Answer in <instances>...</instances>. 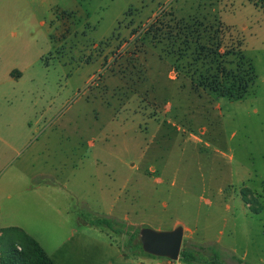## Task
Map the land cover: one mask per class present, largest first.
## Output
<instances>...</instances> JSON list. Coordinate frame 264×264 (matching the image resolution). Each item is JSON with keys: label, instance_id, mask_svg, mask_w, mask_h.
<instances>
[{"label": "rangeland", "instance_id": "rangeland-1", "mask_svg": "<svg viewBox=\"0 0 264 264\" xmlns=\"http://www.w3.org/2000/svg\"><path fill=\"white\" fill-rule=\"evenodd\" d=\"M250 67L243 99L209 90ZM97 218L264 264V0H0V228L155 263Z\"/></svg>", "mask_w": 264, "mask_h": 264}, {"label": "trees", "instance_id": "trees-1", "mask_svg": "<svg viewBox=\"0 0 264 264\" xmlns=\"http://www.w3.org/2000/svg\"><path fill=\"white\" fill-rule=\"evenodd\" d=\"M241 46L242 41H238L232 52L239 51ZM201 48L203 47L201 46ZM241 58L244 57L241 56ZM225 75L226 77L223 78L226 82L211 77L207 86L211 92H215L221 97H227L232 100L243 99L248 94L249 86L256 77L251 67L240 77L238 76L240 74H232L230 71H225ZM245 200L246 199H244V201ZM256 210L255 212H257ZM88 223L91 225L108 227L120 235L126 233L128 234L129 246L136 247L142 254L156 257L145 253L141 248L139 240L134 242L135 239H138L139 228L133 229V227H128L127 229L123 226H119L117 221L107 218H97ZM229 258L234 260L237 264L243 262L242 259L233 254H229ZM178 262L180 264H229L226 259L221 258L220 253L216 251L210 243L201 245L186 243L184 241H182ZM0 264H53V261L38 241L25 230L17 226H9L0 228Z\"/></svg>", "mask_w": 264, "mask_h": 264}, {"label": "water", "instance_id": "water-1", "mask_svg": "<svg viewBox=\"0 0 264 264\" xmlns=\"http://www.w3.org/2000/svg\"><path fill=\"white\" fill-rule=\"evenodd\" d=\"M138 240L145 253L178 260L183 241V227L178 225L170 230H155L142 226L138 230Z\"/></svg>", "mask_w": 264, "mask_h": 264}, {"label": "crops", "instance_id": "crops-1", "mask_svg": "<svg viewBox=\"0 0 264 264\" xmlns=\"http://www.w3.org/2000/svg\"><path fill=\"white\" fill-rule=\"evenodd\" d=\"M205 130L206 129L203 127L202 128V132H204ZM48 186H52L53 188H56V185H48ZM40 187H41V185H38L37 187L35 186V188H40ZM33 190H37V189H33ZM81 222L82 223H85V224H89V223L85 222L84 220L81 221ZM185 231H186V228H183V236H184V232ZM82 237L83 236L81 234H79L77 236V239L80 240V239H82ZM53 251H57V249L55 248ZM229 251H231V253L234 255V252H235L234 249H229ZM100 252H101V255H100L101 257L99 256V259H97L95 261L89 259L88 260L89 261V264H115L113 262L115 257L118 258V260H119L118 262H123V261H126L128 259V252H126V250H120L119 248H115V247L112 246L111 243H109V246L108 247H105V248L101 249ZM48 255L52 259L53 264H56L55 261H54V258L51 256V254H48ZM146 260L149 263H154V261H155L154 264H164V258H158L157 257L156 259H149L148 258ZM231 261H234V260L231 259ZM118 264H121V263H118ZM137 264H141V263H137Z\"/></svg>", "mask_w": 264, "mask_h": 264}, {"label": "built area", "instance_id": "built-area-1", "mask_svg": "<svg viewBox=\"0 0 264 264\" xmlns=\"http://www.w3.org/2000/svg\"><path fill=\"white\" fill-rule=\"evenodd\" d=\"M164 264H180L178 260H171L168 258H164Z\"/></svg>", "mask_w": 264, "mask_h": 264}]
</instances>
